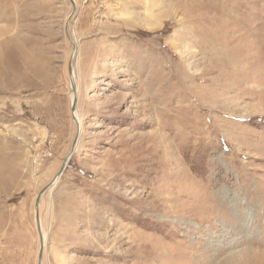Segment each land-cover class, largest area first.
<instances>
[{"label": "rangeland", "instance_id": "obj_1", "mask_svg": "<svg viewBox=\"0 0 264 264\" xmlns=\"http://www.w3.org/2000/svg\"><path fill=\"white\" fill-rule=\"evenodd\" d=\"M76 3L0 0V258L72 150L75 43L43 264H264V0Z\"/></svg>", "mask_w": 264, "mask_h": 264}, {"label": "crops", "instance_id": "obj_2", "mask_svg": "<svg viewBox=\"0 0 264 264\" xmlns=\"http://www.w3.org/2000/svg\"><path fill=\"white\" fill-rule=\"evenodd\" d=\"M29 211V207H25ZM13 227L8 236L4 238L3 245H10L11 252H4L0 258V264H39V252L35 249L38 232L35 215H20L14 220ZM38 232V233H37ZM40 242V236H39Z\"/></svg>", "mask_w": 264, "mask_h": 264}, {"label": "water", "instance_id": "obj_3", "mask_svg": "<svg viewBox=\"0 0 264 264\" xmlns=\"http://www.w3.org/2000/svg\"><path fill=\"white\" fill-rule=\"evenodd\" d=\"M70 1L72 3V6H73L72 13L70 14V18H71L72 15L75 13V11L77 9V3H76V0H70ZM66 30L68 31V23H67ZM76 46L77 45L75 43H73L72 56H71V59H70V62H69V73H70V76H71L72 87H73L74 93L76 92V83H75V79L72 78V76L74 74L72 60H73L74 52L76 50ZM77 105H78V95H75L74 98H73V103H72V108H71V112H72L73 118H75V111L77 110ZM80 133H81V130H80V127H79L78 128V131H77V135H76L75 140H74L73 145H72V150H71V153H70L69 158L75 152L74 149H75V147L78 144ZM66 160L64 161V163L66 162ZM64 163H63L61 169L59 170L57 176L38 193L37 198H36V202H35L37 228H38L39 236H40L39 264H43V253H44V247H45V240H44L45 239V235H44V232H43V227H42L41 217H40V204H41V199H42L43 194L50 187L53 186V184L55 183V181L57 180V178L64 173L65 168H66V166L68 164V163H66V164H64Z\"/></svg>", "mask_w": 264, "mask_h": 264}, {"label": "bare ground", "instance_id": "obj_4", "mask_svg": "<svg viewBox=\"0 0 264 264\" xmlns=\"http://www.w3.org/2000/svg\"><path fill=\"white\" fill-rule=\"evenodd\" d=\"M76 49H77V46H76ZM75 51H76V50H75ZM74 53H75V52H74ZM72 78L76 80V75H75V73L73 74ZM76 81H77V80H76ZM77 94H78V91L76 90V92L74 93V96L77 95ZM74 96H73V98H74ZM75 120H77L78 128L80 127V130H81V117L77 114L76 111H75ZM77 145H78V144H77ZM76 148H77V146L75 147L74 150H76ZM70 153H71V152H70ZM69 156H70V154H69ZM69 156H68V158H67V160H66V162H65L64 164L68 163ZM59 177H60V176H59ZM59 177H58V178H59ZM58 178H57V180L55 181L54 184H56V182L58 181Z\"/></svg>", "mask_w": 264, "mask_h": 264}, {"label": "built area", "instance_id": "obj_5", "mask_svg": "<svg viewBox=\"0 0 264 264\" xmlns=\"http://www.w3.org/2000/svg\"><path fill=\"white\" fill-rule=\"evenodd\" d=\"M48 264H51V263L48 262Z\"/></svg>", "mask_w": 264, "mask_h": 264}]
</instances>
